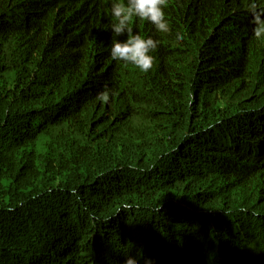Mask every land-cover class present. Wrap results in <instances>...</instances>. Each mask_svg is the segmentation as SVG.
I'll return each instance as SVG.
<instances>
[{
    "label": "trees",
    "instance_id": "16d2710c",
    "mask_svg": "<svg viewBox=\"0 0 264 264\" xmlns=\"http://www.w3.org/2000/svg\"><path fill=\"white\" fill-rule=\"evenodd\" d=\"M248 4L168 0V33L134 17L159 41L144 73L110 57L111 0H0V264H264Z\"/></svg>",
    "mask_w": 264,
    "mask_h": 264
},
{
    "label": "clouds",
    "instance_id": "9594fccd",
    "mask_svg": "<svg viewBox=\"0 0 264 264\" xmlns=\"http://www.w3.org/2000/svg\"><path fill=\"white\" fill-rule=\"evenodd\" d=\"M168 0H111V15L113 23L111 30L113 41L110 48V57L113 61L133 65L141 72L148 73L153 67V53L159 41L151 37L145 38L133 32L130 26L133 18L147 21L158 33L170 31L169 21L166 18L165 9ZM247 11L250 13L252 36L257 41H264V0H249ZM126 36V39H116ZM176 40L182 41L183 36L176 34ZM115 93L107 85L97 92L95 99L102 104L110 103ZM243 211V209H242ZM124 264H138L137 258L127 256ZM145 264H154L151 258L145 260Z\"/></svg>",
    "mask_w": 264,
    "mask_h": 264
},
{
    "label": "rangeland",
    "instance_id": "374dc122",
    "mask_svg": "<svg viewBox=\"0 0 264 264\" xmlns=\"http://www.w3.org/2000/svg\"><path fill=\"white\" fill-rule=\"evenodd\" d=\"M259 43L262 44V49H263L262 51H263V53H264V41H259ZM228 102H229V101L222 99V100L220 101V104L225 106Z\"/></svg>",
    "mask_w": 264,
    "mask_h": 264
},
{
    "label": "water",
    "instance_id": "95a60500",
    "mask_svg": "<svg viewBox=\"0 0 264 264\" xmlns=\"http://www.w3.org/2000/svg\"><path fill=\"white\" fill-rule=\"evenodd\" d=\"M261 111H262V112H264V108H263V109H261Z\"/></svg>",
    "mask_w": 264,
    "mask_h": 264
}]
</instances>
